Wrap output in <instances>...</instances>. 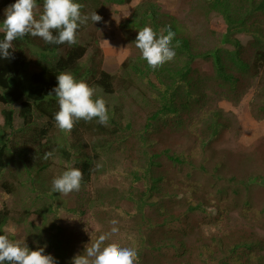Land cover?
<instances>
[{
    "label": "trees",
    "instance_id": "obj_1",
    "mask_svg": "<svg viewBox=\"0 0 264 264\" xmlns=\"http://www.w3.org/2000/svg\"><path fill=\"white\" fill-rule=\"evenodd\" d=\"M78 2L82 13L102 17V8L131 0ZM196 8L200 18L225 24L222 36L208 32L212 46L213 37L202 48L152 3L120 21L133 43L145 26L158 36L171 26L172 44L180 46L157 68L140 59L134 44L118 73L106 72L97 33L79 40L84 26L74 45L31 36L13 41L10 56L0 58V234L71 264L110 231L102 212L126 207L128 224L105 244L120 246L133 236L136 264H264V235L257 232L264 231V138L250 151L223 150L215 163L208 155L231 128L215 100L237 104L245 97L246 110L264 121V0H196ZM239 34L248 37L245 44ZM64 71L93 87L94 99L104 98L107 125L80 120L70 132L55 126L58 104L49 93ZM254 78L253 88L247 82ZM69 166L83 173L80 189L94 187L65 208L51 189ZM112 174L123 190L96 186ZM235 210L242 219L231 215Z\"/></svg>",
    "mask_w": 264,
    "mask_h": 264
},
{
    "label": "clouds",
    "instance_id": "obj_2",
    "mask_svg": "<svg viewBox=\"0 0 264 264\" xmlns=\"http://www.w3.org/2000/svg\"><path fill=\"white\" fill-rule=\"evenodd\" d=\"M42 6L38 14L36 9ZM83 5L78 0H15L4 10V19L0 21V58L10 56L9 49L13 41L25 36L39 37L46 44L74 45L77 43L78 30L91 22H100L102 17L96 11L82 13ZM166 34L157 33L148 26L138 31L134 44L140 51V59L151 68L162 66L176 56L179 41L173 46L176 33L171 26L163 29ZM57 85L49 96H54L58 111L54 114L55 126L61 131L70 132L77 121L96 119L102 126L108 124L110 116L106 101L96 97L95 89L84 80H77L70 71L60 72L56 76ZM54 93V95H53ZM53 152L45 154L48 159ZM83 173L77 167L69 166L52 180V192L63 195L79 191ZM108 233L100 234L95 241L85 246L82 254L73 257L71 264H136L137 251L131 247H121L116 243H107L118 234L117 220ZM45 248L30 250L25 243L12 240L8 235L0 234V264H58L51 254H44Z\"/></svg>",
    "mask_w": 264,
    "mask_h": 264
},
{
    "label": "rangeland",
    "instance_id": "obj_3",
    "mask_svg": "<svg viewBox=\"0 0 264 264\" xmlns=\"http://www.w3.org/2000/svg\"><path fill=\"white\" fill-rule=\"evenodd\" d=\"M145 2L157 5L161 12L176 17L182 31L195 37L202 48H205L209 44V39L213 37L208 33L209 31L216 33L217 36H222L225 30V24L222 18L214 17L206 21L198 16L196 0H131L128 5L102 8V20L94 25L91 22L85 25L79 34V37H81L79 40L85 41L90 38V34L93 32L97 33L103 55L102 68L106 72L116 75L121 62L134 50L133 40L126 38L119 28V23L122 19L128 18L131 13L139 10ZM8 6L9 0H0V11L3 15L5 8ZM214 38L215 36L211 38V46L215 43ZM236 38L243 44L248 41V37L242 34L236 35ZM202 67L207 71L210 66L204 64ZM257 81V78L250 79L247 84H250V86L254 88L257 85ZM247 100L248 99L244 97L242 102H238L237 104L225 100L214 101L213 106L222 109V113L225 118L229 120L231 128L224 132L221 139L217 140L211 146L208 154L211 163L216 162L217 156L221 155L223 150H231L234 152L250 151L264 138V121H258L250 115L245 108V102ZM13 108L15 110V126L19 127L21 125V119L17 114L18 108L16 106ZM2 122L3 119L0 114V123ZM213 152H215V155H213ZM112 176L114 177H109V175L101 177L98 183H96V186L106 187L107 189L114 188L119 191L123 190L124 187H122V184L115 182L116 176L114 174H112ZM93 187L94 184H89L79 189V191H74L67 195L59 194L58 202L64 204V207L67 208L73 204L76 198L85 196L86 194H92ZM2 199L7 200L5 197ZM125 209L126 207L123 208V210L111 209L103 211L102 215L107 219L106 221L111 227H113V225L110 221L114 219L117 220V227L118 225L128 224L129 222V217L125 213ZM13 213L15 214V211H13ZM231 215L235 218L242 219V215H240L237 210L232 211ZM243 223H245L244 220ZM257 232L261 236L264 235V231L260 229H258ZM134 242V237L130 236L129 242H124L120 246L135 248Z\"/></svg>",
    "mask_w": 264,
    "mask_h": 264
}]
</instances>
